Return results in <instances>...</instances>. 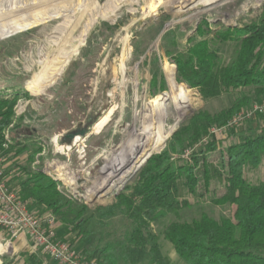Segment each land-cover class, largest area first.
Wrapping results in <instances>:
<instances>
[{
	"label": "rangeland",
	"instance_id": "obj_1",
	"mask_svg": "<svg viewBox=\"0 0 264 264\" xmlns=\"http://www.w3.org/2000/svg\"><path fill=\"white\" fill-rule=\"evenodd\" d=\"M263 17L264 0H0V158L9 188L22 198L20 182L38 170L54 181L62 215L31 200L28 210L39 219L53 218L57 238L84 259L86 251L117 243L132 230L125 215L107 218L99 209L134 187L177 131L198 112L215 115L251 96V104L224 126H211L182 155L171 154L178 166H193L199 182L183 197L187 207L151 229L163 255L172 264H186L165 231L204 214L239 220L234 195L215 168L226 165L227 148L247 129L264 127V113L253 112L264 103L256 102L250 88L204 98L198 87L178 78L167 51L177 55L207 41L218 63L229 65L240 43L218 36L228 30L242 35L238 31ZM241 113L251 114L232 126ZM84 129L85 136L70 138ZM211 142L214 151L201 153ZM245 178L254 186L264 183V158ZM80 213L86 237L69 223ZM18 239L12 241L0 226V264H55L34 244L35 250L19 247Z\"/></svg>",
	"mask_w": 264,
	"mask_h": 264
},
{
	"label": "trees",
	"instance_id": "obj_2",
	"mask_svg": "<svg viewBox=\"0 0 264 264\" xmlns=\"http://www.w3.org/2000/svg\"><path fill=\"white\" fill-rule=\"evenodd\" d=\"M238 32L242 35L234 36L228 30L218 36L222 42L232 40L240 43L236 59L226 66L218 63L217 54L209 49L207 41L198 42L177 55H172L170 50L167 53L177 65L178 78L198 87L204 98H216L250 88L256 102L262 104L264 17ZM172 84H177L174 78ZM252 101L251 96L245 95L230 109L215 115L198 112L187 127L177 131L169 148L149 160L140 181L129 191L119 194L116 204L99 209L107 218L125 215L133 223L132 230L117 243L86 251L84 260L97 264H172L163 255L151 225L187 207L189 202L183 197L187 192H195L199 179L193 166L187 163L178 166L172 161L171 154L182 155L187 147L204 138L211 126H224L232 115ZM2 128L0 126V143ZM215 146L211 142L201 153L209 154ZM263 158L264 127L256 131L247 129L238 143L227 148L226 165L221 170L215 168V174L227 181L228 193L234 195L232 202L239 209L236 223L228 218L217 221L204 214L200 219L168 226L165 240L172 244L184 263L264 264V183L254 186L245 178L246 172L261 166ZM19 185L25 201L31 200L35 206L46 207L57 216L62 215L64 205L56 191V183L42 171L30 173ZM82 216L80 213L69 223H75L76 229L86 237L84 227L87 221H80Z\"/></svg>",
	"mask_w": 264,
	"mask_h": 264
},
{
	"label": "built area",
	"instance_id": "obj_3",
	"mask_svg": "<svg viewBox=\"0 0 264 264\" xmlns=\"http://www.w3.org/2000/svg\"><path fill=\"white\" fill-rule=\"evenodd\" d=\"M253 112L264 113V105L255 106ZM250 114H239L231 125L250 117ZM8 185L9 179L0 158V226L8 232L12 241L27 235L34 246L41 249L55 264H92L57 238L53 218L39 219L28 210L29 202L24 201L19 192L10 189Z\"/></svg>",
	"mask_w": 264,
	"mask_h": 264
},
{
	"label": "crops",
	"instance_id": "obj_4",
	"mask_svg": "<svg viewBox=\"0 0 264 264\" xmlns=\"http://www.w3.org/2000/svg\"><path fill=\"white\" fill-rule=\"evenodd\" d=\"M17 241L19 243L18 245L19 247H31L33 244L32 240L28 236H24V235L20 236ZM31 250H35L34 246L31 247ZM43 264H46V263H43Z\"/></svg>",
	"mask_w": 264,
	"mask_h": 264
},
{
	"label": "water",
	"instance_id": "obj_5",
	"mask_svg": "<svg viewBox=\"0 0 264 264\" xmlns=\"http://www.w3.org/2000/svg\"><path fill=\"white\" fill-rule=\"evenodd\" d=\"M85 135H86V130L84 129V130H79L73 133L72 135H70V138L75 137V136H85Z\"/></svg>",
	"mask_w": 264,
	"mask_h": 264
},
{
	"label": "bare ground",
	"instance_id": "obj_6",
	"mask_svg": "<svg viewBox=\"0 0 264 264\" xmlns=\"http://www.w3.org/2000/svg\"><path fill=\"white\" fill-rule=\"evenodd\" d=\"M102 121H103V120H102ZM104 121H105V120H104ZM104 121H103V122H104ZM101 124H102V122L99 124V126H101ZM99 126H98V128H99ZM142 143H143V142H142ZM63 150H69V148L66 147V148H64Z\"/></svg>",
	"mask_w": 264,
	"mask_h": 264
}]
</instances>
